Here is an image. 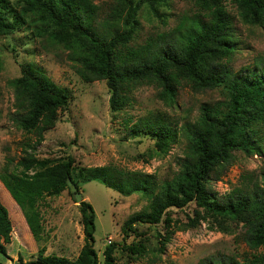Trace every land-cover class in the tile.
I'll use <instances>...</instances> for the list:
<instances>
[{
  "label": "trees",
  "instance_id": "trees-1",
  "mask_svg": "<svg viewBox=\"0 0 264 264\" xmlns=\"http://www.w3.org/2000/svg\"><path fill=\"white\" fill-rule=\"evenodd\" d=\"M118 1L122 9L114 27L121 21L123 31L98 33L93 28L97 10L94 0H0V35L9 36L28 27L34 36L64 48L78 65L77 72L84 81L106 80L113 113L121 112L128 103V92L144 83L155 84L162 99L171 106L183 84L196 92L219 90L224 100L201 105L197 119L179 128L160 119H140L127 127L131 136H151L160 153L169 152L181 137L187 140L179 172L161 185L149 174L122 179L117 175L122 171L111 170L110 176L106 167L81 168L71 155L39 158L37 146L26 145L19 161L10 169L7 165L0 174L7 193L5 197L0 191V253L7 252L13 231L2 195L20 207L33 237L40 241L44 230L40 201L45 196H60L66 189L72 195L68 178L78 191L80 180L100 178L128 195L140 191L149 198V210L131 215L123 224L121 249L124 247L131 255L147 252L145 240L125 244L127 237L141 236L137 225L167 226L165 234L156 229L165 246L174 232H169L170 227L179 222L173 220L170 210L190 204H194L193 214H187L186 229L206 222L213 230L229 233L241 225L250 248L264 247V173L263 183L249 176L246 188H235L225 196L212 188L213 181L222 179L239 153L264 154V58L237 71L228 66L239 42L227 6L228 2L236 5L243 23L264 27V0H188L199 8L198 15L183 16L172 34H161L138 48H132L130 42L140 27V11L164 17L160 9L170 6V0ZM9 83L15 94L14 120L26 133L35 135L37 145L42 144L60 112L68 108L69 92L31 63H23L20 76ZM8 161L13 163L14 158ZM80 210L85 244L79 256L69 260L45 255L41 248L33 264H101L95 248L94 208L83 200ZM176 228L184 227L177 223ZM118 245L121 244L112 242L106 246L103 264H116ZM200 264H264V254L243 260L216 257Z\"/></svg>",
  "mask_w": 264,
  "mask_h": 264
},
{
  "label": "rangeland",
  "instance_id": "rangeland-1",
  "mask_svg": "<svg viewBox=\"0 0 264 264\" xmlns=\"http://www.w3.org/2000/svg\"><path fill=\"white\" fill-rule=\"evenodd\" d=\"M94 4L97 10L93 28L98 33H108L110 29L123 31L121 21L114 27L118 12L122 9L118 0H94ZM227 6L239 42V49L228 66L237 71L253 66L255 60L264 58V27L243 23L236 5L228 2ZM160 10L164 17L150 15L143 9L140 11V27L130 42L132 48H138L161 34H172L171 31L183 16L199 14V8L188 0H170V6ZM0 59V174L7 165L10 169L19 161L26 145L33 144L37 146L39 158L71 155L81 168L106 167L110 176L113 173L111 170L122 171V174L117 173L122 179L143 178L149 174L157 185H161L179 172L187 140L181 137L169 152L160 153L151 136H131L127 127L140 119H160L179 128L197 119L201 105H213L224 100L219 90L196 92L188 84H183L178 89L175 105L171 106L162 99L160 89L155 84L144 83L128 92V103L121 112L113 113L106 80L84 81L77 72L78 65L69 58L68 51L34 36L33 29L28 27L9 36L0 35ZM23 63H31L44 71L70 94L68 108L60 112L56 125L45 133L40 145L36 144L35 135L26 133L13 118L15 94L9 81L20 76ZM9 157L14 158L13 163L8 164ZM263 173L264 154L248 156L239 153L225 170L222 179L213 181L212 188L220 196H225L235 188H246L250 184L249 176L263 183ZM78 184L83 199L91 203L96 214L95 248L101 264L104 250L112 242L121 244L115 252L116 264H200L216 257L243 260L264 254V247L255 250L244 241L245 228L241 225L229 233L213 230L206 222L186 229L187 214H193L194 204H190L184 209L170 210L173 220L179 222L170 227L169 232L171 229L174 232L165 246L161 244L163 238L159 237L156 229L165 234L167 226L160 224L155 228L137 225L141 236H129L125 244L145 240L147 252L142 256L131 255L124 247L121 249L124 244L123 224L131 215L149 210V198L140 191L128 195L127 191L111 187L100 178H91L86 182L80 180ZM0 191L7 196L1 180ZM5 197L3 199L2 195V201L8 206L13 231L7 252L0 253V264H33L41 248L45 255H57L69 260L79 256L85 244L82 214L80 204L67 189L60 196H45L40 201L44 227L40 241L33 237L20 207ZM177 223L184 228H176Z\"/></svg>",
  "mask_w": 264,
  "mask_h": 264
},
{
  "label": "water",
  "instance_id": "water-1",
  "mask_svg": "<svg viewBox=\"0 0 264 264\" xmlns=\"http://www.w3.org/2000/svg\"><path fill=\"white\" fill-rule=\"evenodd\" d=\"M67 184H68V186L70 188V191H71L72 196L74 197L75 201L80 204L84 200L83 199V194L80 191H78V187L71 180V178H68L67 179Z\"/></svg>",
  "mask_w": 264,
  "mask_h": 264
}]
</instances>
